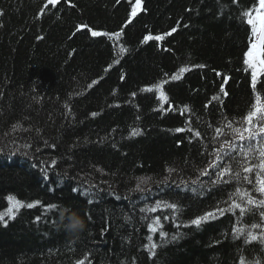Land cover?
Returning a JSON list of instances; mask_svg holds the SVG:
<instances>
[{"label": "trees", "instance_id": "obj_1", "mask_svg": "<svg viewBox=\"0 0 264 264\" xmlns=\"http://www.w3.org/2000/svg\"><path fill=\"white\" fill-rule=\"evenodd\" d=\"M252 2L141 0L125 27L135 0H0V213L9 195L41 202L0 223V264H237L242 253L264 259V246L233 238L238 212L190 223L228 206L224 190L210 183L215 176L200 173L222 142L212 139L215 127L250 107L241 14ZM173 27L164 40L144 42ZM88 28L123 32L110 40ZM181 67L190 70L172 80ZM161 81L169 97L163 111L155 90ZM133 128L142 134L130 136ZM141 180L144 191L136 190ZM157 201L155 212L142 211ZM51 203L73 204L85 230L71 236L59 228L58 213L44 210ZM157 217L166 237L149 232ZM240 220L247 227L259 216ZM148 235L158 246L154 256L144 248Z\"/></svg>", "mask_w": 264, "mask_h": 264}, {"label": "snow or ice", "instance_id": "obj_2", "mask_svg": "<svg viewBox=\"0 0 264 264\" xmlns=\"http://www.w3.org/2000/svg\"><path fill=\"white\" fill-rule=\"evenodd\" d=\"M59 0H48V4L55 6ZM238 0H234L237 3ZM120 3V0H117ZM142 10L141 0H135L132 5L131 13L128 21L125 24L132 22V18L136 17L137 14ZM43 11V9H41ZM255 13V15H254ZM2 14V13H0ZM241 20L245 24L247 29V40L245 43L244 50L242 51V65L244 71L249 77V87L252 93V99L250 101V107L243 114L242 118L232 120L228 119L227 122H221L222 126L215 127V136L212 137L213 141H222L218 147L213 149L215 159L204 169L201 176H215L210 183L214 186H220L225 194L227 195V201H225L227 207H215L211 211H206L202 215L193 218L190 223L195 226H199L201 223L208 222L212 219H217L220 216L227 214L237 215V224H233L232 233L234 239L244 238L245 244H253L254 242L264 246V89L260 86L264 85V0H253L252 4L247 6L241 14ZM87 28L86 25L82 26ZM92 37L106 36L108 39L119 38L122 35L123 29L116 32H102L87 29ZM177 29L173 27L170 32L164 33L163 35H156L155 37L148 35L144 37V42L155 39L156 41L164 40L165 36H170L176 32ZM39 38V37H38ZM127 49L124 47L120 48V52L124 53ZM116 61L115 63H118ZM112 65H109L111 68ZM197 67H204V65H197ZM107 70V69H106ZM190 69L181 67L179 73L172 75V80L182 79V74L188 72ZM124 77L121 76V80ZM222 79L227 80V77ZM97 80H93L89 88L97 84ZM155 85V90L158 93V100L161 102V110L164 109V104L168 101L169 97L162 91V85ZM142 91L152 92L153 88H146ZM220 92L225 96L228 93L225 91L224 85H220ZM133 96L136 93L132 94ZM207 106V105H206ZM171 107V106H169ZM186 107V106H185ZM93 116L97 113L93 112ZM181 115H184L182 112ZM19 125L13 126L15 131ZM185 131L191 132V129L177 127L175 132L182 133ZM142 134V130L139 128H133L130 132V136H138ZM195 137L200 138L201 133L195 132ZM190 142H192L190 140ZM179 143V142H178ZM56 161H52V165H55ZM171 174L174 169H167ZM235 181V184L233 183ZM140 183H137L136 190L144 191L141 188ZM175 183V181H173ZM184 183V181H181ZM196 184L197 181H192ZM249 185V188L243 187V185ZM231 189V191H228ZM77 191L76 189H72ZM258 194V195H257ZM8 208L5 212L0 213V223L7 225V220L15 219L16 215L21 208H33L39 205L40 201H33L25 203V201L17 199L13 195L7 197ZM91 203V201H89ZM161 202L157 201L156 206L151 209H142V211L155 212L160 207ZM164 206L173 210H178V205L175 203L164 202ZM62 207L59 203H51L45 206V212H51L55 210L58 215L60 208ZM69 210L74 209L73 204L68 205ZM258 213L259 221L251 223L245 227L244 222L240 220L241 217H247L249 215L255 217ZM7 216V220L5 219ZM39 219V217H37ZM167 219V217H165ZM55 223V222H54ZM160 218H155L152 223L148 224L150 233L159 231L160 237H166L167 233L160 230L161 228ZM252 229H259L258 232H253ZM177 237L173 236L175 240ZM148 243L144 245V248L148 250L150 256L155 255V250L158 247L153 242L152 235L147 237ZM87 259V257H85ZM75 264H85L84 259H78ZM237 264H264V259H248L243 253L237 260Z\"/></svg>", "mask_w": 264, "mask_h": 264}, {"label": "clouds", "instance_id": "obj_3", "mask_svg": "<svg viewBox=\"0 0 264 264\" xmlns=\"http://www.w3.org/2000/svg\"><path fill=\"white\" fill-rule=\"evenodd\" d=\"M58 227L71 236H78L85 230L86 225L78 211L62 206L59 212Z\"/></svg>", "mask_w": 264, "mask_h": 264}]
</instances>
